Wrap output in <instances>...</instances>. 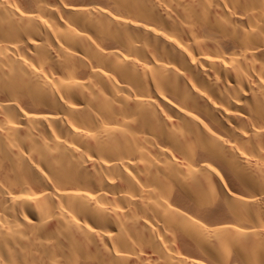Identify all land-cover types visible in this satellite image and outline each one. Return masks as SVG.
<instances>
[{
  "label": "bare ground",
  "instance_id": "obj_1",
  "mask_svg": "<svg viewBox=\"0 0 264 264\" xmlns=\"http://www.w3.org/2000/svg\"><path fill=\"white\" fill-rule=\"evenodd\" d=\"M0 264H264V0H0Z\"/></svg>",
  "mask_w": 264,
  "mask_h": 264
}]
</instances>
